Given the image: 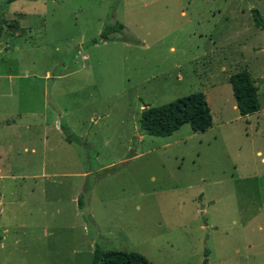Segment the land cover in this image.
<instances>
[{"label":"rangeland","instance_id":"rangeland-1","mask_svg":"<svg viewBox=\"0 0 264 264\" xmlns=\"http://www.w3.org/2000/svg\"><path fill=\"white\" fill-rule=\"evenodd\" d=\"M252 10L264 23V0H0V192L16 203L0 208V264H92L96 247L151 264H264ZM240 71L258 90L246 118L229 84ZM197 93L206 132H141L145 108Z\"/></svg>","mask_w":264,"mask_h":264},{"label":"trees","instance_id":"trees-1","mask_svg":"<svg viewBox=\"0 0 264 264\" xmlns=\"http://www.w3.org/2000/svg\"><path fill=\"white\" fill-rule=\"evenodd\" d=\"M21 0H6L12 4ZM254 26L264 28L260 14L252 10ZM123 25L115 24L108 27L101 35L103 41L115 33H121ZM1 34V32H0ZM230 88L235 106L240 117L246 118L260 111L258 90L247 71H240L229 78ZM188 125L193 133H204L211 128L212 119L205 96L202 93L192 94L170 104L145 108L140 116V130L144 135L154 138H168L182 126ZM66 130L64 129L63 132ZM66 133V132H65ZM80 203V201H78ZM208 254L201 264H209ZM92 264H151L146 258L137 253L106 252L96 247L93 252Z\"/></svg>","mask_w":264,"mask_h":264},{"label":"crops","instance_id":"crops-1","mask_svg":"<svg viewBox=\"0 0 264 264\" xmlns=\"http://www.w3.org/2000/svg\"><path fill=\"white\" fill-rule=\"evenodd\" d=\"M14 4H15V2H14ZM11 5H13V3L11 4ZM233 95V94H232ZM233 109H235L236 111H237V109H236V106L234 105L233 106ZM1 178H5V177H1ZM8 178V177H7ZM6 178V179H7ZM6 199V196L5 195H3L1 192H0V208H3L5 205L6 206H12V204H16L15 202H13V201H6L5 200ZM1 211L2 210H0V215H1ZM6 231V230H5ZM4 244H6L5 243V239L3 238V237H0V249H2L3 247H4Z\"/></svg>","mask_w":264,"mask_h":264}]
</instances>
